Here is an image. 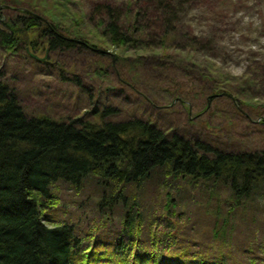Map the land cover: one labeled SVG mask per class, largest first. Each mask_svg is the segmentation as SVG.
I'll return each mask as SVG.
<instances>
[{"label": "trees", "instance_id": "1", "mask_svg": "<svg viewBox=\"0 0 264 264\" xmlns=\"http://www.w3.org/2000/svg\"><path fill=\"white\" fill-rule=\"evenodd\" d=\"M76 1L0 0V47L102 60L106 43L144 54L127 69L128 58L117 55L120 75L140 91L166 93L169 106L228 94L213 68L200 65L213 61L215 47L189 19L211 0ZM137 64L142 74L133 73ZM61 78L83 89L78 74ZM142 92V115L170 109ZM92 97L83 115H35L0 72V264H264V151L224 150L165 130L152 116L124 118ZM88 184L100 189L94 226L80 199ZM67 187L79 195L67 202L84 213L77 222L71 209L63 220L54 216ZM195 190L215 203L212 227L197 229L196 211L206 205L189 198ZM242 227L252 242L238 238Z\"/></svg>", "mask_w": 264, "mask_h": 264}, {"label": "rangeland", "instance_id": "2", "mask_svg": "<svg viewBox=\"0 0 264 264\" xmlns=\"http://www.w3.org/2000/svg\"><path fill=\"white\" fill-rule=\"evenodd\" d=\"M91 1L76 2L87 6ZM210 3L212 5L200 8L190 15L189 19L194 21L196 31L204 34L215 47L210 55L213 61L206 64L202 59L203 55H200L201 62L203 61L200 65L203 68L206 65L213 68L212 77L215 84L226 90L229 95L222 93L212 98L211 95H195L193 102L185 101V107L180 103L169 107L173 102L169 95L162 93L158 88L150 91L152 87H143L142 91L150 94L151 98L148 99L152 106H168L170 109L157 111L153 115H142L144 103L139 97L146 100V95L135 83L130 84L121 77L115 58L117 55L128 58L127 69L135 61L132 57L144 54H127L112 49L106 43L102 44L101 51L106 52L102 60L92 54L83 57L72 51L58 55L50 52L46 55L44 51L36 54L30 46L26 48L23 45L8 53L0 47V72L7 83L15 88L24 108L35 115L48 114L57 120L73 110L77 111L78 115H83L91 112L89 99L90 95H93V104L99 100L101 104L117 106L121 109L122 117L127 119L135 116L147 119L152 116L151 120L158 122L165 130H178L187 138L202 137V140L224 150L264 151V0H211ZM17 10L12 9L11 12L15 14ZM212 27L219 31L217 38L215 35L211 36L215 31ZM34 56L44 61L41 63ZM141 68V64H137L133 73L142 74ZM77 74L82 82L83 89L80 90L71 81L61 78L62 76L74 79ZM162 88L164 86L160 89ZM204 193L195 190L188 195L190 199L198 201L203 198L200 202L206 205L196 211L195 220L200 223L198 230L212 227L214 222V218L210 216L211 211L216 209L215 203L206 196L203 197ZM99 194L100 189L95 184H90L86 193L80 197L87 203L85 214L93 226V221H96L94 218H97L96 209L93 207L100 197ZM91 195L96 199L93 202L89 199ZM78 197L79 195L69 187L63 190L61 203L66 205L55 211L54 216L62 220L67 218V209H71L67 202L75 201ZM70 204L72 206L73 202ZM76 208L73 207L71 211H75L72 217L73 221L77 222L84 217V213L76 212ZM253 228L256 231L253 235L255 237L258 227ZM249 234L250 232L242 227L238 238L247 241ZM248 241L252 242L253 239ZM236 242L235 240L234 243ZM233 254L236 255L234 252Z\"/></svg>", "mask_w": 264, "mask_h": 264}, {"label": "water", "instance_id": "3", "mask_svg": "<svg viewBox=\"0 0 264 264\" xmlns=\"http://www.w3.org/2000/svg\"><path fill=\"white\" fill-rule=\"evenodd\" d=\"M34 58L37 59V60L40 61V62H43V61H44V60H40V59H38V58L35 57V56H34ZM180 101H181V100H180ZM175 103H176V102H174L173 105H171V106H169V107H173V106L175 105ZM191 114H192V107H190V112H189V115H190V116H191Z\"/></svg>", "mask_w": 264, "mask_h": 264}]
</instances>
